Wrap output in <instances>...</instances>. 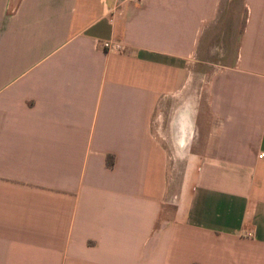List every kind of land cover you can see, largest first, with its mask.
<instances>
[{
	"label": "crops",
	"instance_id": "obj_1",
	"mask_svg": "<svg viewBox=\"0 0 264 264\" xmlns=\"http://www.w3.org/2000/svg\"><path fill=\"white\" fill-rule=\"evenodd\" d=\"M263 151L264 0H0V264H264Z\"/></svg>",
	"mask_w": 264,
	"mask_h": 264
},
{
	"label": "rangeland",
	"instance_id": "obj_2",
	"mask_svg": "<svg viewBox=\"0 0 264 264\" xmlns=\"http://www.w3.org/2000/svg\"><path fill=\"white\" fill-rule=\"evenodd\" d=\"M210 61H213V60H210ZM194 67H196V69H198V70L201 69V71H202V70L208 69L209 65L207 63H204V62H199ZM208 76H209V74H200L199 75L198 73H196V74H194V77H193L191 82H193V83H203L208 78ZM163 101H164V104H167L168 102H171V99L169 98L167 101H165V100H163ZM163 111H165V110H163ZM163 115L164 116L166 115V111L164 112ZM167 117H168V115H167ZM172 158L174 159V158H178V157L177 156H172ZM185 159H186V157H185ZM179 162H180V159H179Z\"/></svg>",
	"mask_w": 264,
	"mask_h": 264
},
{
	"label": "built area",
	"instance_id": "obj_3",
	"mask_svg": "<svg viewBox=\"0 0 264 264\" xmlns=\"http://www.w3.org/2000/svg\"><path fill=\"white\" fill-rule=\"evenodd\" d=\"M112 19V18H111ZM103 46L107 50L117 51V52H124L126 50V44L114 39H106L103 41ZM260 156H264V151L260 153ZM249 235H253L252 231H248Z\"/></svg>",
	"mask_w": 264,
	"mask_h": 264
}]
</instances>
